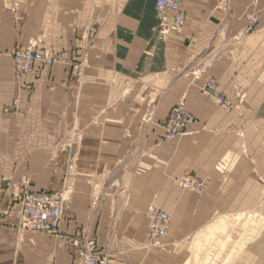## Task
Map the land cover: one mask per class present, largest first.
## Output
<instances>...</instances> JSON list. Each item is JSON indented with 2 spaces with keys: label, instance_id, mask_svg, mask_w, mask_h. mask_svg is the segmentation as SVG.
<instances>
[{
  "label": "crops",
  "instance_id": "obj_1",
  "mask_svg": "<svg viewBox=\"0 0 264 264\" xmlns=\"http://www.w3.org/2000/svg\"><path fill=\"white\" fill-rule=\"evenodd\" d=\"M155 3L0 0V264H76L63 240L80 235L108 264H146L148 207L170 216V236L196 224L203 202L179 179L204 181L226 209L241 208L244 187L258 195L238 174L244 146L252 171L264 155V3L246 34L250 0H184L185 24L166 38ZM36 41L65 64L14 82L11 54ZM209 82L227 108L202 93ZM180 103L195 122L168 141L160 124ZM21 189L68 193L57 236L20 229L8 212Z\"/></svg>",
  "mask_w": 264,
  "mask_h": 264
},
{
  "label": "rangeland",
  "instance_id": "obj_2",
  "mask_svg": "<svg viewBox=\"0 0 264 264\" xmlns=\"http://www.w3.org/2000/svg\"><path fill=\"white\" fill-rule=\"evenodd\" d=\"M163 38L166 37L163 36ZM41 46H42V42L36 41L33 43H29L27 46L21 48L33 47L34 51L48 54L50 57L55 58L58 62L55 65L65 64V61L62 57L58 55H53L51 52H49L46 49H41L40 48ZM53 66L47 68L46 70L52 68ZM78 69H79L78 66L72 68L73 78L77 77ZM46 70H44V72ZM44 72H42V74ZM206 85L205 88L202 90L203 94H205L208 98L209 96L207 95V93L216 94L213 90L214 84L212 90L207 89ZM215 103L218 106H220L217 102ZM173 108H171L170 111ZM8 111L9 112H7L6 110V113L8 114L13 113L12 112L13 110H11L10 107ZM162 123L160 124L161 128H162ZM165 139L168 140L166 138V134H165ZM243 151H244L243 163H242V168L240 167L238 176L240 179L242 178L243 180L242 184L246 183L249 185L251 181L257 184L258 195L257 196L253 195V197L247 195L245 191L246 189H250V188L244 187L243 195L240 197L242 200L241 208H237L236 210L234 208L226 209L225 208L226 205H224V203H226V199H225L226 196H221L222 199H220V197L217 196L216 200H210L205 194L206 184L204 181H203L204 182L203 190L193 191L187 188H183L180 185V182L183 180V178L192 177V176H185L179 179L177 183L182 190H185L193 194L197 199V201L203 202L201 209L195 211L194 214V218H195L194 222L196 224L184 228H177L176 234H173V236L172 235L170 236L171 231L167 229L164 237L160 239L158 245L149 246L147 244L148 242L146 239L150 231V219L147 209V218L149 221V226H148L147 235L143 242L144 249L149 250L146 259V264H264V163L261 161L263 160L262 158H264V155L260 150L259 164L258 166H256V164L255 165L253 164L254 171H252L250 158H249L250 148L248 146H244ZM234 165L235 164L233 163V167H231L232 163H230L229 161L220 164L218 174L221 177H223V179L225 178L226 180L227 177L230 176L232 172H235V170H232L235 167ZM1 187H2L1 188L2 191H8L12 188V184L9 179H4L2 180ZM27 193L40 194L46 196L63 195L64 197L63 211L68 201V193H66L64 189L54 194L31 193L26 191L25 189H21L18 190L17 193L11 195L13 200L12 206L17 205V209H11L8 212L9 214L15 216V212L18 210L19 207V197ZM216 201H218V204H215V206L214 205L211 206L209 204V203L214 204ZM208 207L209 208L211 207V209H208ZM169 224H170V216H169ZM57 235H52V236H57ZM69 238L92 239L95 243V248H96L95 253L102 259L106 258L107 264L109 263V259L107 258V256H105L101 251L98 250L96 241L92 236L80 235V236L67 237L64 240ZM64 240H63V244H64ZM72 249L74 250V248Z\"/></svg>",
  "mask_w": 264,
  "mask_h": 264
},
{
  "label": "built area",
  "instance_id": "obj_3",
  "mask_svg": "<svg viewBox=\"0 0 264 264\" xmlns=\"http://www.w3.org/2000/svg\"><path fill=\"white\" fill-rule=\"evenodd\" d=\"M184 0H156L155 11L159 22L158 32L167 37L170 33L180 32L185 24L186 15L183 9ZM264 3V0H250L252 12L247 15L248 24L245 33L253 32L258 24V13L256 7ZM13 63V79L16 83H21L22 78L31 75L39 77L44 70L57 64V60L48 54L36 52L33 47L19 48L11 54ZM38 68V69H37ZM206 88L212 90L213 83L209 82ZM209 98L217 102L220 106L227 108L228 101L216 94L207 93ZM18 99H13L10 109L16 113ZM9 108H7V112ZM194 124V119L187 113L183 104L174 107L162 129L166 138L174 141L185 134L186 128ZM181 187L193 191H201L204 182L197 178L185 177L180 182ZM63 195L46 196L40 194H23L19 197V207L15 216L19 221V226L23 230L41 233L46 235H57L63 214ZM150 219V231L147 235L149 246L158 245L164 237L168 226L169 216L154 208H148ZM66 246L72 247L76 254L77 264H107L106 258H101L95 253V243L92 239H66Z\"/></svg>",
  "mask_w": 264,
  "mask_h": 264
}]
</instances>
